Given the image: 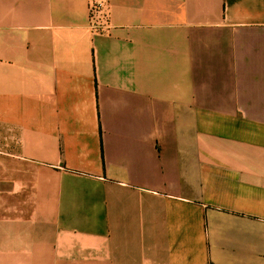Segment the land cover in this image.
Masks as SVG:
<instances>
[{
	"label": "crops",
	"instance_id": "0c3cea01",
	"mask_svg": "<svg viewBox=\"0 0 264 264\" xmlns=\"http://www.w3.org/2000/svg\"><path fill=\"white\" fill-rule=\"evenodd\" d=\"M0 0V264H264V0Z\"/></svg>",
	"mask_w": 264,
	"mask_h": 264
},
{
	"label": "built area",
	"instance_id": "2783aa9c",
	"mask_svg": "<svg viewBox=\"0 0 264 264\" xmlns=\"http://www.w3.org/2000/svg\"><path fill=\"white\" fill-rule=\"evenodd\" d=\"M90 25L98 30L109 27L108 4L105 0H90Z\"/></svg>",
	"mask_w": 264,
	"mask_h": 264
}]
</instances>
